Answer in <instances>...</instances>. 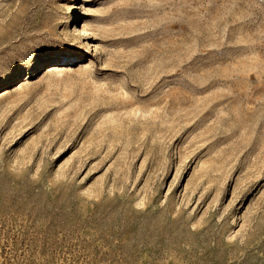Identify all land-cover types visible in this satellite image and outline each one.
Instances as JSON below:
<instances>
[{"label": "rangeland", "instance_id": "374dc122", "mask_svg": "<svg viewBox=\"0 0 264 264\" xmlns=\"http://www.w3.org/2000/svg\"><path fill=\"white\" fill-rule=\"evenodd\" d=\"M0 264H264V0H0Z\"/></svg>", "mask_w": 264, "mask_h": 264}]
</instances>
